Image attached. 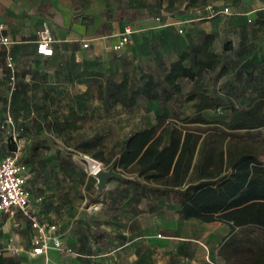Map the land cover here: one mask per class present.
Returning a JSON list of instances; mask_svg holds the SVG:
<instances>
[{"label":"crops","instance_id":"obj_1","mask_svg":"<svg viewBox=\"0 0 264 264\" xmlns=\"http://www.w3.org/2000/svg\"><path fill=\"white\" fill-rule=\"evenodd\" d=\"M200 1L206 0H0L4 33L11 38V43L0 49V119L10 118L28 137L23 152L27 159L22 161L28 166L30 198L40 217L55 224L63 244L72 249L49 248L45 254H32L34 230L28 218L12 207L0 210V264H231L218 253L231 231L230 223L183 218L171 194L149 192L134 183L138 180L163 187L182 180L184 186L199 179L202 167L203 172H210L215 164L205 163L204 133L188 161L184 157L188 150L179 157L182 137L169 169L160 177L145 179L136 170L145 146L124 169L116 168L125 178L109 177L102 189L97 187L96 176L86 172L81 156L92 153L79 150L76 158L70 152L76 139L103 135L102 156L113 160L118 154L111 153L108 141L118 146L131 133L157 123L158 116L165 117L163 126L167 129L175 125L184 131L193 130L195 126L190 124L203 125L174 117L177 111L193 114L194 100L183 102L178 109L173 103L159 105L143 96L132 108L105 99L109 87L123 73L138 83L142 74L159 64L168 65L205 33L214 34L216 51L221 52L225 42L231 43L226 54L237 65L220 77L221 82L238 81L249 90V69L239 68L244 62L264 76V0H229L236 6L232 15H224L230 26L220 24L214 29L210 24L207 28L194 22L187 39H181L176 23L186 16L194 21L189 8ZM128 16L136 18L128 21ZM44 21L54 37L53 54L49 56L36 51L38 30ZM125 24L133 28L130 40L114 50L111 47ZM85 41L87 46H83ZM8 56L12 68L7 66ZM150 62L153 66L148 69ZM104 69L109 70L103 73L108 76L101 78ZM11 74L15 76L14 89ZM79 75L82 79H103L93 91L102 103L79 104ZM179 83L183 94L193 87L188 78H180ZM166 134L159 148L168 144ZM243 139L222 140L224 156L229 142L241 143ZM9 150L0 132V157ZM201 161L204 166H200ZM208 175L204 173V177Z\"/></svg>","mask_w":264,"mask_h":264},{"label":"trees","instance_id":"obj_2","mask_svg":"<svg viewBox=\"0 0 264 264\" xmlns=\"http://www.w3.org/2000/svg\"><path fill=\"white\" fill-rule=\"evenodd\" d=\"M135 18L126 17L128 21ZM213 38L212 33L203 34L198 42L182 49L168 65L159 64L153 71L142 74L138 83L131 81L127 72L123 73L121 79L107 90L105 101L119 102L125 108H132L137 99L143 96L159 105L173 103L179 109L183 102L194 100L196 108L193 114L182 115L177 111L174 117L184 123H217L219 126L207 128L198 125L193 130L186 128L183 131V127L173 125L167 129L163 126L165 117L158 116L157 123L131 133L118 145L117 152L111 151L118 154L113 160L102 156L103 135L76 139L72 146L75 150L91 152L92 157L99 158L104 166L114 169H124L146 146L138 158L136 170L139 175L149 179L167 172L182 137L184 142L179 157L185 153L184 150H188L189 154L184 157L187 161L191 159L193 149L204 133L202 144L206 146L205 163L215 164L210 172H203L202 167L199 179L184 186H181L182 180L173 186L163 187L150 186L138 180H134V183L142 185L149 192L171 194L183 218L196 217L230 223L231 231L218 249L224 260L231 264H264V139L257 140L248 136L247 132H239L240 129L248 131L264 126V76L257 75L251 65L244 62L239 68L249 69L246 72V84L251 85L249 90L233 80H225L218 87L220 77L235 69L237 64L232 56L226 54L231 43L225 42L221 52L216 51ZM208 74H212L210 92L201 86ZM180 78H188L193 82L192 89L184 94L181 92ZM99 88L102 91V87ZM218 108H222L225 116L212 119L204 115V109L215 111ZM165 132L169 142L159 148L158 144ZM227 137L250 138V143L245 139L241 143L229 142L225 157L220 144ZM6 142L10 145V153L14 148L13 143L10 140ZM23 157L27 159L23 154L21 161H25ZM202 165L203 161L200 163ZM204 173L209 175L204 177Z\"/></svg>","mask_w":264,"mask_h":264},{"label":"built area","instance_id":"obj_3","mask_svg":"<svg viewBox=\"0 0 264 264\" xmlns=\"http://www.w3.org/2000/svg\"><path fill=\"white\" fill-rule=\"evenodd\" d=\"M206 16L211 17L216 14L224 15L233 13V9L228 5H222L215 8L213 5L205 6ZM5 23L0 19V49L7 47L11 43V38L4 33ZM180 32L181 28L178 29ZM133 32L131 24H125L119 40L112 45V49L120 50L130 40V34ZM54 37L47 21H44L38 30L36 40V51L45 56L53 54ZM88 42H83L87 46ZM7 66L12 68V58L7 57ZM11 89H14L16 82L14 74L10 76ZM0 132L5 140L13 143V150L0 157V210L8 211L12 207L18 208L22 214L28 218L31 227L34 230L32 236V254H45L49 248H56L60 251L71 252L72 249L63 244V241L57 234V226L48 224L39 215L35 203L30 198V190L26 181L29 176L28 166L21 161L24 148L28 142L23 134L22 128H17L10 118L5 121L0 119ZM85 170L89 175L95 176L100 168H104L102 161L82 154ZM89 164L86 166L88 159ZM88 163V162H87ZM93 208H98L93 205ZM160 235V234H158Z\"/></svg>","mask_w":264,"mask_h":264},{"label":"rangeland","instance_id":"obj_4","mask_svg":"<svg viewBox=\"0 0 264 264\" xmlns=\"http://www.w3.org/2000/svg\"><path fill=\"white\" fill-rule=\"evenodd\" d=\"M209 4L213 5V6H216V7H219L221 5H226L227 4L232 9L233 8L235 9V7H236L229 0H206V1H200L197 4H193L191 6V8H189V9H190V14H192V17L194 18L193 19L194 21L189 20L190 17L186 16V17H179V22L176 23V25H178L182 29L181 32L178 31L180 36H181V39H187L188 34H189V26H190V24H193L194 22H198L199 25L202 26V27L207 26V28H208V26L210 24V25H212V27L214 29H215V27L219 26L220 24H224L225 27L230 26L231 22L228 21L229 18L228 17H224V15L223 16L214 15L212 17H207L206 16V11H205L204 8H205V6H207ZM233 12H234V10H233ZM231 15H232V13H231ZM231 15H229V16H231ZM160 19H161V21H164L163 18H160ZM169 57H171V56H169ZM169 57H168V59H170ZM146 66H147L148 69H151L153 65L150 62L149 64H146ZM104 70L105 71L102 72L101 78H105V76H108L107 74H108L109 70H107V69H104ZM103 73H107V74H103ZM80 77H82V76L79 75V92L80 91H82V92L79 93V104L80 103H83V104H95L97 102L102 103V100L98 96H95L93 91H97L98 90V82L103 80V79H101V78H93V77H88V78L82 79ZM211 77H212V74H208V77L201 84V86L206 87L208 90H211V88H212V83H211V79L212 78ZM221 84H222V82L219 79L218 87H220ZM184 85L189 87V81H185ZM224 113L225 112L222 110V108H218L215 111H213V110L204 111V115L207 118H212V119L213 118H220L222 116H225ZM216 125H218V124L217 123H211L210 125L203 124L201 126L202 127L205 126L207 128H210L211 126H216ZM220 125H221V123H220ZM189 126L193 127V126H197V125L190 124ZM239 132H247L246 134L248 136H250V137L251 136H256L257 138L264 139V126L261 127L260 129H255L254 128V129H250L248 131H243L241 129ZM244 139L248 143H250L249 142L250 138H246L245 137ZM108 143H109V146L111 148L110 150L112 152H117L118 146L116 144L112 143V141L111 142L108 141ZM70 147H72V149H70V152L74 153L76 158H79V155H80L79 154V150H75L72 145ZM81 156H82V153H81ZM86 160L88 162V163L86 162V166H87V164H89L90 160H89V158L86 159ZM104 168H107V167L104 166Z\"/></svg>","mask_w":264,"mask_h":264},{"label":"water","instance_id":"obj_5","mask_svg":"<svg viewBox=\"0 0 264 264\" xmlns=\"http://www.w3.org/2000/svg\"><path fill=\"white\" fill-rule=\"evenodd\" d=\"M96 178H97V187L99 189H102L103 187H105L107 179L109 177H118V178H125V175L114 169L113 167H108V168H100L96 174H95Z\"/></svg>","mask_w":264,"mask_h":264}]
</instances>
